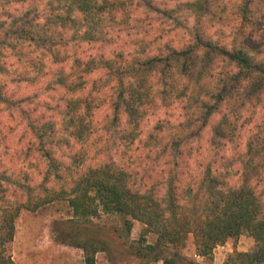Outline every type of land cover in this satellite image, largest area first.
<instances>
[{"label": "trees", "instance_id": "16d2710c", "mask_svg": "<svg viewBox=\"0 0 264 264\" xmlns=\"http://www.w3.org/2000/svg\"><path fill=\"white\" fill-rule=\"evenodd\" d=\"M34 1L37 2L0 0L3 10L0 13V45L13 50L33 48L37 54L29 63L31 67L25 68L27 73L19 74V80L35 83L50 76L46 71L48 65L56 68L53 69L56 76L49 81L47 88L67 91L63 126L77 141L85 140L92 124L90 119L103 103L101 95L92 101L83 95L89 85L96 90L98 84L115 83L109 103L110 124L118 125L124 117L131 135H137L149 111L159 106L180 105L184 121L179 123L174 135L167 136L169 141L162 149V155L167 156L169 164L173 165L165 183L155 180L138 185L123 171H115L109 165H97L72 177L68 187L63 186L59 191L55 189L47 196L30 197L25 201L17 198L16 203L5 198L0 203V264H16L11 247L15 238V220L21 211L36 212L59 199H67L74 217L79 220V232L63 231L60 239L83 251L84 264H96V255L108 252L109 241L101 238L105 237L102 234L105 228L92 223L102 214L124 216V227L129 231L135 221L145 226L140 243H136L138 247L132 246V254L134 251V256L143 264H196L187 261L180 253L190 234L194 235L197 254L202 258H212L214 249L229 238L247 234L254 238L256 249L236 253L224 264H264V195L255 187L264 184V117L254 126L256 131L246 136L242 151L238 145L242 136L237 133L244 127L240 120L247 107L253 108V112L257 108L264 110V62L258 59L261 51L251 53L244 45L229 49L210 39L202 27L211 4L209 0H193V17L203 20L192 27L193 42L182 49L170 48L130 62H114L104 56L82 57L76 54V50L69 52V49L76 45L78 48L83 43L109 42L104 29L106 22H103L106 14H111L122 26L130 21L133 10L141 3L156 11L159 9L149 0H56L58 7L51 14L42 15L39 9L28 8L17 17L7 9L16 2L28 5ZM255 1L243 0L237 8L243 23L252 24L250 15ZM240 34L249 39L245 33ZM104 69L108 70L105 79L99 77L90 84L88 76ZM5 70V65H0V75ZM3 89L0 84V104L13 106V101L2 95ZM216 116L219 120L211 129L209 143L216 149L230 145L236 150L241 184L230 186L216 162H210L197 187H182L179 185L182 182L174 176L177 159L182 156L184 145L199 136ZM36 123L30 121L27 127L38 151L42 152L50 167L58 169L53 156L57 148L54 143L58 144L54 123ZM163 125L164 122H160L155 129L163 130ZM150 138L156 140L153 136ZM81 155L79 150V157ZM11 184L9 170H3L0 173V194H6ZM45 191L49 192V189ZM184 198H188L187 201ZM148 234L156 235L155 244L147 245ZM168 249L174 253H168Z\"/></svg>", "mask_w": 264, "mask_h": 264}, {"label": "rangeland", "instance_id": "374dc122", "mask_svg": "<svg viewBox=\"0 0 264 264\" xmlns=\"http://www.w3.org/2000/svg\"><path fill=\"white\" fill-rule=\"evenodd\" d=\"M149 1L159 10L148 8L141 3L133 10L130 21L122 26L111 14H106L107 18L103 22H106L104 29L109 42L83 43L78 48L76 45L73 50L69 49V52L76 50V54L82 57L104 56L106 60L114 62H130L135 58L155 55L170 48L179 50L193 42L192 27L195 24L197 26L199 20H203L193 17V0ZM209 2L210 13L204 18L202 27L208 37L229 49L234 45H244L250 48L251 53L260 50L262 54L258 59L264 62V0H256L252 6V24L243 23L240 12L236 11L243 0ZM55 7H58L56 0H37L28 5L16 2L7 9L17 17L28 8H37L42 15H47L53 13ZM1 9L0 6V13L3 11ZM240 32L249 36V39H244ZM32 49L18 47L13 50L0 45V65H5L6 68L0 75V84L4 86L2 95L14 103L13 106L7 107L0 104V173L9 170L12 179L9 191L0 194V203H3L5 198L16 203L17 198L25 201L30 197L47 196L55 189L63 190V186L68 187L71 183L72 177L97 165H109L115 171H123L138 185L150 184L155 180L165 183L173 165L169 164L170 159L167 156L162 155V149L169 141L167 136L174 135L179 129V123L184 121L182 107L159 106L150 110L134 136L127 130L124 117L118 125L110 124L112 112L109 103L115 83L105 86L96 84V90L89 85L83 95L88 101L101 95L103 103L96 109V115L90 119L92 124L85 140L77 141L63 126V104L67 91L60 88L52 91L47 88L49 81L56 76L53 71L56 68L48 65L46 71L50 72V76H44L35 83L19 80V74L27 73L25 68L31 67L30 61L37 55ZM144 53L147 54L141 56ZM107 72L108 70L104 69L88 76L90 84L99 77L105 79ZM45 105H48V108H44ZM255 110L253 112V108L247 107L240 120L244 127L237 132L242 136L238 143L239 151L245 147L246 136L256 131L254 126L264 117L263 109ZM42 117L43 120L40 119ZM218 120V116L214 117L199 136L184 145L183 154L177 159L174 167V176L182 182L180 186L197 187L205 167L210 162H216V167L221 170L225 182L230 186L238 187L241 184V168L234 153L236 150L230 145L216 149L209 143L211 129ZM30 121L54 123L55 141H58V144L54 143L57 148L53 156L58 169L50 167L48 160L38 151L35 139L27 127ZM160 122H164L163 130L155 129ZM79 150L82 152L80 157ZM224 156L225 159L222 160ZM134 173L139 175L135 176ZM255 187L264 195V184ZM46 189H49V192H46ZM187 199L184 198V201ZM124 221L125 217L117 214H102L93 220V225L105 228L102 233L105 237L101 238L109 241L108 252L97 254V264H143L136 259L134 251L132 254V246L138 247L136 243H140L145 226L135 221L129 231L124 227ZM63 231L79 232V220L74 217L67 199L46 204L36 212L21 211L15 220V238L11 247L13 261L16 264H84L83 251L61 241L60 235ZM156 239V235L148 234L147 245L155 244ZM255 249L254 238L245 234L229 238L224 244L218 245L212 258H202L197 254L194 235L190 234L185 248L180 253L187 261L196 264H224L236 253L252 252ZM168 250V253H174L172 249Z\"/></svg>", "mask_w": 264, "mask_h": 264}, {"label": "crops", "instance_id": "0c3cea01", "mask_svg": "<svg viewBox=\"0 0 264 264\" xmlns=\"http://www.w3.org/2000/svg\"><path fill=\"white\" fill-rule=\"evenodd\" d=\"M98 254H99V253H98ZM96 257H97V255H96ZM194 257H196V254L194 255ZM136 259L139 260L140 262H142L141 259H139V258H136ZM155 263L160 264V263H158V262H155ZM96 264H97V259H96ZM151 264H153V263H151ZM161 264H163V263H161Z\"/></svg>", "mask_w": 264, "mask_h": 264}]
</instances>
